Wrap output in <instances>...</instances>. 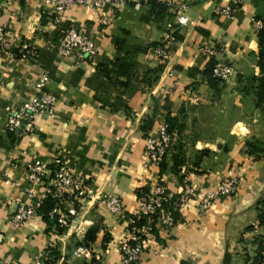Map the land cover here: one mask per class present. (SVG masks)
Listing matches in <instances>:
<instances>
[{
	"label": "crops",
	"instance_id": "0c3cea01",
	"mask_svg": "<svg viewBox=\"0 0 264 264\" xmlns=\"http://www.w3.org/2000/svg\"><path fill=\"white\" fill-rule=\"evenodd\" d=\"M157 1L165 4L163 13L151 12L148 0L139 10L131 2L122 3L109 10L113 21L106 26L98 11L82 6L65 10L54 23L46 0H0V26L14 49L26 43L37 50L28 61L0 51V169L6 173L0 179V258L5 264H28L43 256L53 238L52 225L41 218L20 226L8 222L17 200H25L31 187L29 161L50 162L60 156L96 190L119 195L129 216L138 189L155 173L143 165L145 137L155 135L169 116L184 127V162L180 171L172 170L173 143L158 171L168 190L180 189V174L198 192L230 176L239 184L205 212L194 206L181 209L167 235L147 239L139 264H220L226 255L223 264H256L251 229L264 203V99L257 105L255 93L260 72L258 6L254 0H241L237 13L227 17L215 9L229 0ZM178 9L186 23L177 27L167 58L158 60L151 55L152 44L161 41L165 24ZM72 25L99 46L94 57L78 60L57 53L56 42ZM119 46L137 63L125 87L107 81L98 68ZM202 46L216 48L215 56H204ZM211 58L234 70L216 90L205 74ZM158 64L162 68L155 71ZM42 73L49 75L48 87L56 97L52 115L36 116L31 128L22 125L17 133H7V109L18 108L34 92ZM150 75L157 76L153 82ZM33 187L39 195L42 187ZM80 218L84 226L79 231L59 229L49 263L94 264L99 257L117 261L124 220L92 200L85 201ZM77 246L90 253L73 256Z\"/></svg>",
	"mask_w": 264,
	"mask_h": 264
},
{
	"label": "built area",
	"instance_id": "2783aa9c",
	"mask_svg": "<svg viewBox=\"0 0 264 264\" xmlns=\"http://www.w3.org/2000/svg\"><path fill=\"white\" fill-rule=\"evenodd\" d=\"M144 0H46L54 23L61 21L62 13L74 6H82L99 12V21L109 25L113 21L109 10L117 8L125 2H131L133 8L139 10ZM241 0H229L215 12L227 17L237 13ZM186 23V17L178 9L174 20L166 23L159 46L151 49V55L158 60H165L168 49L175 42L177 27ZM12 40L0 26V51L23 60H31L36 56V49L22 43L17 52L13 51ZM55 49L60 56L74 57L78 60H87L99 52V46L85 32L76 26H69L55 44ZM200 52L206 57H214L216 48L200 47ZM234 73L231 64L216 60L212 76L219 81H227ZM49 75L42 73L34 82V92L18 108H8L5 122L7 133L15 134L24 125L31 128V122L36 116L53 113L55 94L48 87ZM165 121L161 122L155 135L145 137L143 148V165L154 168L155 173L146 185L145 190H139L136 195V207L133 214L126 216L124 203L117 194L96 190L89 178L75 175L64 164L60 156H55L50 162L44 160H31L27 164V178L31 183L26 191L25 200H17L14 213L8 222L12 226H20L25 220L41 218L37 211L46 198L54 200V206L49 210V218L54 220L51 238L46 246L43 256L34 258L28 264H49L50 250L54 248L55 236L59 228L73 229L78 227L79 213L84 209L86 200H92L104 205L110 213L125 222V233L118 244V259L108 262L104 258H97L94 264H139L141 253L147 239L156 234H168L175 224V214L186 206H194L199 212H205L214 200L234 193L239 180L235 176L221 178L213 189L196 191L194 185L186 182L182 175L181 186L177 192L167 189L165 181L158 173L160 164L168 153L175 134L167 132ZM181 169V172H184ZM6 173L0 169V179ZM34 185L42 187L38 195ZM264 216V208L261 210ZM42 219V218H41ZM251 231L255 234V248L259 254V264H264V221L260 219L253 225ZM89 249L77 246L72 250L75 257L87 256ZM0 264L5 262L0 258Z\"/></svg>",
	"mask_w": 264,
	"mask_h": 264
},
{
	"label": "trees",
	"instance_id": "16d2710c",
	"mask_svg": "<svg viewBox=\"0 0 264 264\" xmlns=\"http://www.w3.org/2000/svg\"><path fill=\"white\" fill-rule=\"evenodd\" d=\"M255 5L258 6V10L256 13V17L258 20L261 21V27L258 30V39H259V59H258V65L260 68V72L258 76L256 77V86H255V93H256V104L259 105L262 100L264 99V0H254ZM144 1L141 3V7L143 6ZM149 4V8L151 12H156L158 13H163L165 11V4L158 2L157 0H148L147 2ZM166 25V24H165ZM69 26H66L63 31ZM165 28V26H164ZM164 30V29H163ZM63 34V32H62ZM61 34V35H62ZM60 35V36H61ZM60 38V37H59ZM59 40V39H58ZM57 43V42H56ZM161 45L160 42H155L152 44V48ZM151 48V49H152ZM18 49H13V51L16 53ZM37 52V50H36ZM128 53L127 51H124L122 47H118L115 54L113 55L112 59L109 60L106 63H100L98 64L99 71L105 76L107 81H112L119 86H127L132 74V69L137 65V63L133 60L128 59ZM37 55V53H36ZM36 57V56H35ZM215 64V60L213 58L209 59L207 62L206 68H205V74L207 77L208 84L211 88L214 90L218 89V84L219 80L212 76V69ZM162 68L161 64H158L155 71H158ZM151 70H148V72ZM154 71H152L153 73ZM122 77V78H121ZM156 75H150L149 79L151 82H153L156 79ZM165 123L167 125V132L170 134H175V138L173 139L174 143V150L175 152L172 153V165L171 168L174 172H178L179 166L184 162V157H183V143L180 141L181 138V132L183 130V124L178 121L177 118L169 116L166 120ZM149 124V123H148ZM172 143V144H173ZM165 159V158H164ZM164 166V160L160 164V170ZM180 171V170H179ZM180 180L182 179V175L180 174ZM146 187L139 188V190H145ZM137 191V192H138ZM54 206V200L51 198H46L43 200V202L40 204L38 208V212L42 218L49 226L54 224V220L49 218L48 212L49 210ZM264 208V203L259 209V219L261 221H264V216L262 214V209ZM178 214H175V222L177 220ZM52 228V227H51ZM60 229V228H59ZM58 229V231H59ZM92 234V232H89ZM92 237V235H89V237ZM52 250V249H51ZM50 250V255L51 251ZM54 253V252H52ZM255 260L254 262L259 264L260 258L259 254L257 253L255 255ZM227 261V255L225 256L224 262ZM50 264V263H49Z\"/></svg>",
	"mask_w": 264,
	"mask_h": 264
},
{
	"label": "rangeland",
	"instance_id": "374dc122",
	"mask_svg": "<svg viewBox=\"0 0 264 264\" xmlns=\"http://www.w3.org/2000/svg\"><path fill=\"white\" fill-rule=\"evenodd\" d=\"M80 220H81V218L79 219V222H80ZM84 224V223H83ZM82 223H80V225L77 227V230L79 231L80 229H82L83 228V225Z\"/></svg>",
	"mask_w": 264,
	"mask_h": 264
},
{
	"label": "water",
	"instance_id": "95a60500",
	"mask_svg": "<svg viewBox=\"0 0 264 264\" xmlns=\"http://www.w3.org/2000/svg\"><path fill=\"white\" fill-rule=\"evenodd\" d=\"M223 261H224V258H223V260L221 261V263H220V264H223Z\"/></svg>",
	"mask_w": 264,
	"mask_h": 264
}]
</instances>
